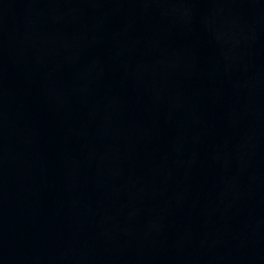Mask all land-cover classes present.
Here are the masks:
<instances>
[{"label":"water","instance_id":"water-1","mask_svg":"<svg viewBox=\"0 0 264 264\" xmlns=\"http://www.w3.org/2000/svg\"><path fill=\"white\" fill-rule=\"evenodd\" d=\"M0 264H264V0H0Z\"/></svg>","mask_w":264,"mask_h":264}]
</instances>
